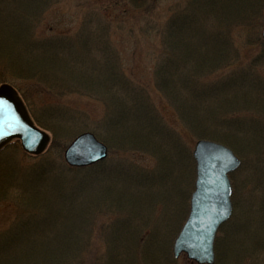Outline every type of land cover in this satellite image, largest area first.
I'll list each match as a JSON object with an SVG mask.
<instances>
[{
	"label": "trees",
	"instance_id": "obj_1",
	"mask_svg": "<svg viewBox=\"0 0 264 264\" xmlns=\"http://www.w3.org/2000/svg\"><path fill=\"white\" fill-rule=\"evenodd\" d=\"M55 2L0 0V85L17 89L34 124L51 137L31 162L20 159L17 140L0 152V201L15 211L0 232V264H177L172 243L194 187L192 149L147 89L124 74L111 48L112 23L99 12L72 35L38 33ZM263 7L264 0H186L161 27L155 55V88L183 128L241 159L229 177L234 211L218 230L215 264H258L264 254V42L256 34ZM237 26L255 29L248 35L259 52L232 67L240 58L232 45ZM70 95L102 105L94 128L87 113L63 105ZM87 131L109 157L67 167L55 150ZM132 152L155 165L144 168ZM99 240L103 252L94 247Z\"/></svg>",
	"mask_w": 264,
	"mask_h": 264
},
{
	"label": "rangeland",
	"instance_id": "obj_2",
	"mask_svg": "<svg viewBox=\"0 0 264 264\" xmlns=\"http://www.w3.org/2000/svg\"><path fill=\"white\" fill-rule=\"evenodd\" d=\"M55 1L54 5L44 13L45 15L38 29V33L44 36L61 34L72 35L80 28L82 20H84L92 10L99 12L101 16L112 23L109 31L111 48L117 52L118 62L124 74L135 84L137 83L147 89L157 110L160 111L163 120L175 131L180 133L184 141L193 149L197 140H194L191 134L183 128L181 122L178 120L176 112L164 101L160 92L156 90L153 81L155 55L159 51V47L163 41L160 36L161 27L162 29L164 28L173 9L182 6L186 0ZM261 30L262 26L258 32L256 30V34L258 33L262 40ZM253 32L255 33V29L245 32L240 26L233 29L232 45L235 46L236 49H239L240 58L236 66L232 67L245 64L248 59L256 56L259 52V45L253 44L254 42L256 43L255 38H250ZM248 34H250V36ZM247 40L251 42V45H244ZM226 71V69L219 70V72L217 71V73L210 76V78L214 79L219 74ZM49 100H51V98L46 96L45 101ZM61 102L63 105L70 106L69 108L73 111L79 110L87 113V115H89V121L91 122L90 125L93 128L96 126L95 124L101 116L102 111V105L97 101L79 95H70L62 99ZM69 141L70 139L65 143L63 142L64 148L59 147V149L57 148L55 150L57 151L56 155L61 157L63 161V152ZM14 152L16 154V151ZM22 153L25 157L21 153L19 157L24 162L34 161L32 159L34 156H30L27 153L25 154L23 151ZM131 155L133 161L137 164H141L146 169H150L155 165L153 158L144 153L132 152ZM240 175L241 174L236 177L239 185L242 182ZM261 187H263V185H261ZM262 190L263 188L260 190L261 193ZM242 192L243 191H241V193ZM11 205L10 201H0V232L9 227L10 221L14 217L15 211ZM95 237L94 235L93 240ZM93 243L94 247L97 248L96 250H101L103 252L104 246H102L100 240ZM263 255L264 254L259 255L258 264H264ZM176 260L177 264H186L187 261L190 263L192 262L188 260L185 254L180 255ZM188 262L187 264H189Z\"/></svg>",
	"mask_w": 264,
	"mask_h": 264
},
{
	"label": "water",
	"instance_id": "obj_3",
	"mask_svg": "<svg viewBox=\"0 0 264 264\" xmlns=\"http://www.w3.org/2000/svg\"><path fill=\"white\" fill-rule=\"evenodd\" d=\"M263 24H264V9ZM264 40V26L262 29ZM18 139L25 153L37 156L46 150L50 141L47 132L33 124L16 90L0 85V151ZM195 183L190 198L189 214L176 236L172 254L182 253L197 264H215L214 244L217 230L231 217L232 192L229 175L241 161L224 144L200 139L193 148ZM107 146L91 132L77 135L65 149L64 160L70 167H89L105 160Z\"/></svg>",
	"mask_w": 264,
	"mask_h": 264
}]
</instances>
